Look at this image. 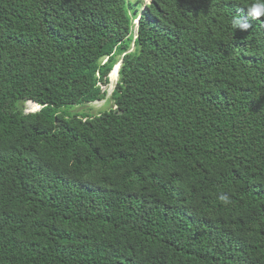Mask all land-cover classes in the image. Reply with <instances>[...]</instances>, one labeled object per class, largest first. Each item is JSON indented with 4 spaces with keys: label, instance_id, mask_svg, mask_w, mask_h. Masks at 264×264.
Here are the masks:
<instances>
[{
    "label": "trees",
    "instance_id": "16d2710c",
    "mask_svg": "<svg viewBox=\"0 0 264 264\" xmlns=\"http://www.w3.org/2000/svg\"><path fill=\"white\" fill-rule=\"evenodd\" d=\"M254 2L0 0V264H264Z\"/></svg>",
    "mask_w": 264,
    "mask_h": 264
},
{
    "label": "rangeland",
    "instance_id": "374dc122",
    "mask_svg": "<svg viewBox=\"0 0 264 264\" xmlns=\"http://www.w3.org/2000/svg\"><path fill=\"white\" fill-rule=\"evenodd\" d=\"M137 1H140L142 6L145 5L146 3H149L151 0H131L132 3H135ZM133 8H136L135 6ZM143 11V9H142ZM132 12V11H131ZM138 20L136 19L135 20V24L136 26H138L137 23ZM121 65H122V61H120L119 63H117L115 65V68L116 69L118 66H120L121 68ZM113 69V70H114ZM120 70V69H119ZM119 73V71H118ZM112 72L109 74V81L110 83L109 84H104L102 87L104 89V91H106L107 95L104 99L102 100H98L96 102H93V103H87V104H84V105H75V106H70L69 108H71V110H73L74 112H84V113H88V114H99L101 113L102 111L104 110H107L109 108H111V106L113 105V101H112V92L114 91L115 87H116V84L119 80V75L118 77H116V79L113 78V76L111 75ZM33 104L30 103V102H27L26 105H25V110L26 112H34V111H38L40 110V105L36 108H33Z\"/></svg>",
    "mask_w": 264,
    "mask_h": 264
},
{
    "label": "clouds",
    "instance_id": "9594fccd",
    "mask_svg": "<svg viewBox=\"0 0 264 264\" xmlns=\"http://www.w3.org/2000/svg\"><path fill=\"white\" fill-rule=\"evenodd\" d=\"M249 14L252 18L258 19L260 17H264V0H255L254 3L251 4L249 8ZM232 27L233 29H239L241 31H247L251 25L250 23L242 18L236 17L232 21ZM220 199L222 201L227 202L226 196H220Z\"/></svg>",
    "mask_w": 264,
    "mask_h": 264
},
{
    "label": "bare ground",
    "instance_id": "6f19581e",
    "mask_svg": "<svg viewBox=\"0 0 264 264\" xmlns=\"http://www.w3.org/2000/svg\"><path fill=\"white\" fill-rule=\"evenodd\" d=\"M119 69H120V66H118V67L113 71V75H112V76H113L114 79H116V77H118V75H119V73H118ZM32 104H33V106H34L33 108H35V107L37 108V107L39 106V105H38L37 103H35V102H33Z\"/></svg>",
    "mask_w": 264,
    "mask_h": 264
},
{
    "label": "water",
    "instance_id": "95a60500",
    "mask_svg": "<svg viewBox=\"0 0 264 264\" xmlns=\"http://www.w3.org/2000/svg\"><path fill=\"white\" fill-rule=\"evenodd\" d=\"M144 9H145V8H143V11H144ZM139 17H140V16H139ZM137 20H138V22H137L138 24H137V25L139 26V23H140V18H139V19H137ZM40 107H41V106H40ZM40 109H41V108H40Z\"/></svg>",
    "mask_w": 264,
    "mask_h": 264
},
{
    "label": "built area",
    "instance_id": "2783aa9c",
    "mask_svg": "<svg viewBox=\"0 0 264 264\" xmlns=\"http://www.w3.org/2000/svg\"><path fill=\"white\" fill-rule=\"evenodd\" d=\"M138 26H136V28H137Z\"/></svg>",
    "mask_w": 264,
    "mask_h": 264
}]
</instances>
